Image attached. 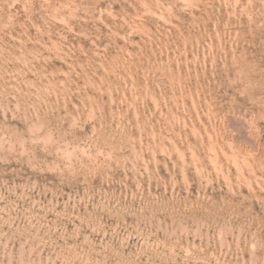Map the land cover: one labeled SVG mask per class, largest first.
<instances>
[{"label": "rangeland", "instance_id": "obj_1", "mask_svg": "<svg viewBox=\"0 0 264 264\" xmlns=\"http://www.w3.org/2000/svg\"><path fill=\"white\" fill-rule=\"evenodd\" d=\"M0 264H264V0H0Z\"/></svg>", "mask_w": 264, "mask_h": 264}]
</instances>
